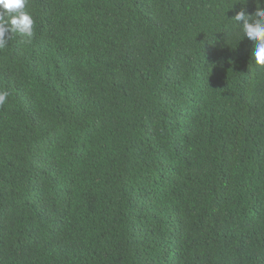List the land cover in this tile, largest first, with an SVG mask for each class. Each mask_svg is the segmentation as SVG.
Masks as SVG:
<instances>
[{
    "label": "trees",
    "instance_id": "obj_1",
    "mask_svg": "<svg viewBox=\"0 0 264 264\" xmlns=\"http://www.w3.org/2000/svg\"><path fill=\"white\" fill-rule=\"evenodd\" d=\"M257 0H27L0 49V264H264ZM243 39V40H242Z\"/></svg>",
    "mask_w": 264,
    "mask_h": 264
},
{
    "label": "clouds",
    "instance_id": "obj_2",
    "mask_svg": "<svg viewBox=\"0 0 264 264\" xmlns=\"http://www.w3.org/2000/svg\"><path fill=\"white\" fill-rule=\"evenodd\" d=\"M26 7L27 0H0V49H4L16 34L29 38L33 36L35 21L25 11ZM233 20L240 26L243 39L247 37L254 43L252 56L255 64L264 67V0H257V8L253 14L241 10ZM8 95L7 91L0 90V105L7 102Z\"/></svg>",
    "mask_w": 264,
    "mask_h": 264
}]
</instances>
